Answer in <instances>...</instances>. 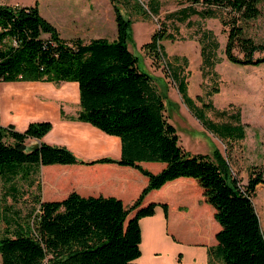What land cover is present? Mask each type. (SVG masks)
Returning <instances> with one entry per match:
<instances>
[{
  "label": "trees",
  "instance_id": "trees-1",
  "mask_svg": "<svg viewBox=\"0 0 264 264\" xmlns=\"http://www.w3.org/2000/svg\"><path fill=\"white\" fill-rule=\"evenodd\" d=\"M135 0H110L115 11L117 37L85 41L66 39L59 29L40 12L39 6H12L0 3V88L7 82H76L81 109L71 120L90 123L104 133L121 139L120 158L80 159L64 145H52L43 138L52 130L49 120L31 122L24 131L15 125H0V181L9 182L10 193L18 198L16 182L20 175L27 187H35L28 215L6 219L0 231L2 264H140L142 229L140 220L155 214L157 203L143 206L152 190L180 177L197 180L205 200L215 208L214 218L220 225L217 246L209 249V262L223 264H264V230L254 202L257 186L264 184V167L253 166L243 190L231 174L230 164L219 148L213 155L192 153L180 144L177 127L170 122L167 97L150 73L139 66V59L129 48L134 20L123 12L125 4ZM263 0H185L187 5L172 12L173 20L194 26V16L201 20L218 19L227 34L225 54L240 65H260L264 43L246 36V26L261 14ZM137 3V2H136ZM124 4V5H123ZM137 7V6H136ZM144 16L160 13L159 0H149ZM200 24L196 25L200 30ZM174 35L156 30L143 48L155 61L166 51L161 43ZM201 71L217 72L220 43L208 29L201 39ZM238 48L243 57L234 53ZM185 64L188 60L183 59ZM217 74V73H216ZM174 81L184 102L203 126L223 140H242L245 127L239 112L217 109L201 95L196 104L180 71ZM220 90L215 87V92ZM206 107L222 122L212 121ZM61 114L64 116L63 110ZM35 139L39 144L31 145ZM163 162L160 172H152L141 162ZM117 163L138 169L148 177L147 186L129 207L114 196H82L71 192L62 200H43L42 166L55 164ZM28 190V189H27ZM32 190V189H31ZM32 192V191H30ZM166 214L168 206L164 205ZM2 205L0 202V219ZM134 212V214H132Z\"/></svg>",
  "mask_w": 264,
  "mask_h": 264
},
{
  "label": "rangeland",
  "instance_id": "rangeland-1",
  "mask_svg": "<svg viewBox=\"0 0 264 264\" xmlns=\"http://www.w3.org/2000/svg\"><path fill=\"white\" fill-rule=\"evenodd\" d=\"M148 2L149 0H135L131 2L130 6L125 4L128 11L123 9V12H128L134 20L131 26L130 50L138 57L140 69L152 74L161 92L166 93L165 96L169 101L167 102V112L170 114L171 122L178 129L180 144L192 153L211 155L215 149L219 148L230 163L231 174L244 190L249 182L253 166L264 167V63L240 65L229 61L225 54L227 34L218 19L201 20L194 16L196 20L192 27L173 20L169 14L187 5L185 0H159V15L150 14L147 18L144 16L143 9H148ZM0 3L12 6L37 4L41 14L57 28L59 27L66 37L80 34L85 41L97 37H105L109 40L117 37L115 11L109 0H0ZM259 7L261 9L260 16L250 21L246 26L245 34L256 43H264V0L260 2ZM198 23H201L200 30L196 27ZM208 29L217 34V39L221 43L217 57L223 62L216 66L217 72H207L205 69L206 74L203 77L199 39H201L202 33ZM156 30L172 33L174 38L161 42L166 55L154 61L143 46L151 40ZM234 53L243 57V53L238 48L234 49ZM263 56L264 51L255 53V57ZM183 59L188 60V64H185ZM175 69H178L180 75L185 77L189 94L195 99L198 106H202V103L197 99V96L201 95L204 102L212 101L217 109H224L232 113L239 112L246 137L242 140H223L213 135L208 129L198 126L196 119L194 120L195 116L187 111L188 106L179 92L178 83L174 81ZM13 84H19L20 92L24 91L23 93L26 94V99H18L21 115L25 114L28 109L31 110V113L36 111L31 107L32 104L30 106L27 104L29 100L42 104L47 103L46 105L50 107L47 117L49 121L53 122L56 120L57 114L55 106L63 103L69 110L75 101L73 97L71 104L68 103L69 99H63L60 96L66 82L58 85L50 82H14ZM1 87V108L3 110V108L13 106L12 101L17 99L16 93L19 87L7 84H2ZM215 87L219 88L218 93L215 92ZM73 90L68 87L64 92L69 93ZM77 106L80 107L79 102ZM203 108L212 121L222 122L229 119V116L217 115L213 109ZM181 111H184L185 114ZM6 115L2 112V120ZM57 133L63 134V130ZM90 136L96 139L99 146H103L107 142L104 137L96 133H91ZM67 137L69 141H72L70 135ZM27 143V149L31 150L33 141L28 140ZM42 174L43 170L39 172L40 176H38L41 181ZM16 182L19 184L17 199L13 198V194L10 193V183L4 179L0 181V202L3 215L0 219L1 232L7 224L6 219L17 217L18 214L24 217L33 207L31 199L36 188L30 186L29 189L26 179L20 175ZM254 202L264 229V184L262 183L257 186ZM216 223L219 225L217 221ZM0 264H2L1 255Z\"/></svg>",
  "mask_w": 264,
  "mask_h": 264
},
{
  "label": "crops",
  "instance_id": "crops-1",
  "mask_svg": "<svg viewBox=\"0 0 264 264\" xmlns=\"http://www.w3.org/2000/svg\"><path fill=\"white\" fill-rule=\"evenodd\" d=\"M193 19L195 20L194 17ZM60 32L66 39L83 38L80 34L66 37L61 30ZM215 35L217 36L216 33ZM221 61L223 62L222 59ZM13 83H3L19 87L16 93L17 99L12 101L13 106L10 108L2 110V87L0 88V125L13 124L18 130L24 131L31 122L48 120L47 111L50 107L46 105L47 103L42 104L29 100L27 104L29 106L32 104L31 107L36 111L31 113V110L28 109L25 114L21 115L18 99H26V94L23 93L24 91L20 92L19 84ZM68 87L74 90L69 93L64 92ZM60 96L63 99H69V102L66 100L68 103H71L73 97L75 101L73 104L71 103L72 108L69 110L63 103L55 106L57 108L56 120L52 122L53 128L43 138V141L52 145L67 146L84 161H92L106 156L120 158L122 144L119 137L108 135L90 123L70 119V117L76 116L81 109V106H77L78 102L80 104L78 83L66 82ZM62 110L64 116L61 114ZM187 111L194 115L189 107ZM2 112L7 114L3 120ZM181 113L185 114L184 111ZM185 119L188 121L186 117ZM195 119L198 126L206 129L197 117H194ZM19 122L21 124H18ZM60 130H63V134L57 133ZM91 133L104 137L107 142L103 146H99L96 139L90 136ZM68 135L72 137V141H69ZM30 140L33 143L39 142L35 139ZM140 165L155 173L160 172L166 166L163 162L146 161L141 162ZM41 170H43V178H41L43 200H62L71 192L76 191L82 196H114L120 198L125 206L129 207L136 201L149 181L148 177L138 169L117 163L55 164L42 166ZM150 203H157V207L155 214L140 220L142 242L138 263L223 264L209 262V249L218 244L216 233L220 230V225L214 218L215 208L205 200L203 189L196 179L180 177L167 182L160 189L152 190L146 195L143 206ZM165 204L168 206L167 214L164 208Z\"/></svg>",
  "mask_w": 264,
  "mask_h": 264
},
{
  "label": "water",
  "instance_id": "water-1",
  "mask_svg": "<svg viewBox=\"0 0 264 264\" xmlns=\"http://www.w3.org/2000/svg\"><path fill=\"white\" fill-rule=\"evenodd\" d=\"M39 144V142H35V145Z\"/></svg>",
  "mask_w": 264,
  "mask_h": 264
}]
</instances>
